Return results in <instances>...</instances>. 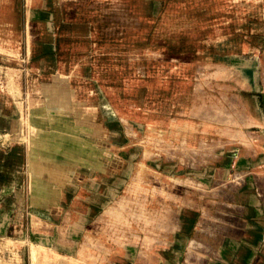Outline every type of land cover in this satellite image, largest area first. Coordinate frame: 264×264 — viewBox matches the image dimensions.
I'll return each instance as SVG.
<instances>
[{
  "label": "rangeland",
  "instance_id": "obj_1",
  "mask_svg": "<svg viewBox=\"0 0 264 264\" xmlns=\"http://www.w3.org/2000/svg\"><path fill=\"white\" fill-rule=\"evenodd\" d=\"M240 58L249 60L256 71L255 89L241 92L246 97L240 98L246 105L244 116L251 113L264 122V0H0V128H6L0 130V158L16 163L21 178L18 200L10 206L0 204V264H31L33 204L44 209L42 222L52 225L45 234L51 238L52 250L73 256L77 245L82 250L105 251L99 264H134L148 241L145 233L154 231L155 212L163 205L178 207L183 211L180 222L172 225L173 234L161 240V246L158 242L150 247H156L159 264H183V249L197 225L199 210L212 213L223 202L206 194H193L187 201L179 189H185L186 180L172 181L164 194L154 187L137 192L129 207L137 209L135 202L142 207L132 216H116L99 228L90 223L110 194L122 191L144 150L146 138L127 131L124 118L132 114L176 117L191 111L196 93L200 100L221 91L239 93L228 74L198 77L195 68L210 60L231 63ZM229 118L242 120L236 114ZM64 120L85 124L95 134L84 150L66 158L51 142L39 144L33 137L36 131L52 134V123ZM134 122L139 128L145 126L137 119ZM223 130L212 127L206 140L190 150L177 140H170V146L160 152L150 148L148 162L166 173L183 165V174L203 177L206 190L212 180L209 167L224 165L233 170V164L250 170L264 162V146L228 139L220 134ZM32 147L39 148L43 157L37 165L42 180L56 171L53 164L55 169L69 170L53 191L46 186L44 195L36 193L33 204L28 166ZM93 152L94 160L89 157ZM12 184L5 179L2 193L9 194ZM245 189L253 204L246 215L255 223H249L240 237L232 230L223 235L210 264L231 263L235 248L245 240L257 252L261 247L264 207L250 178ZM243 200V196L231 200V207L223 202L224 209L230 208L236 218L244 217ZM78 213L80 219L74 218ZM58 225L64 227L61 235ZM15 227L18 230L13 232ZM125 234L136 244L131 249L128 245V254L122 255L116 240ZM257 259L254 264H264ZM252 263L248 257L247 262L236 264Z\"/></svg>",
  "mask_w": 264,
  "mask_h": 264
},
{
  "label": "bare ground",
  "instance_id": "obj_2",
  "mask_svg": "<svg viewBox=\"0 0 264 264\" xmlns=\"http://www.w3.org/2000/svg\"><path fill=\"white\" fill-rule=\"evenodd\" d=\"M195 74L198 77H219L222 74H228L233 78L235 83L238 84L240 88L239 93L230 94L226 93V91H221L220 95H213L202 100H200V96L196 93L192 99L191 111L188 113L181 112L180 115L176 117L158 115H144L141 117L139 115L133 116L132 114L129 119L124 118L127 131H131L134 135H141L146 138L143 146L144 150L141 154H137L138 157L134 162L132 173H130L122 191L115 196L111 195L112 198H114H110L111 201L107 206L93 221H91L90 224L93 225V228H99L106 220L115 219L116 216L127 218L128 216H132V212L136 214L139 212L137 209L142 207V204H140V202H135V205L139 203L140 206H137V209L130 208L129 206L132 197L135 196L137 192L141 193L154 187V190H158L160 194H164L174 185V182H172L174 180H186L185 189L181 190L184 188L183 186H180L179 189L181 192L183 191L182 195L187 198V201L192 198L193 194L199 197H204L206 194V196L210 197H212V195L219 196L220 201L229 202L228 206L231 207L232 202L230 203V201L240 198L243 194L249 175L255 182L259 195H264V162L255 164L250 170L237 169L233 164H231L234 168L233 170L224 165L209 167L212 180L207 190L205 189L206 183L201 175H187L181 172L184 168L183 165H179L173 173H166L165 171L163 172L157 169L155 164L148 162L150 159H148L147 156V152H149L148 149L154 148L160 152L170 146V140H177L179 143H182L179 146L190 150L196 142L201 144L206 140L208 131L211 130L212 127L224 128L220 134L228 139L239 140L243 143H247V145L264 146V122L261 121L260 116L251 113H247L245 114L246 116H244L246 105L243 100H240V98H246L241 92H251L255 89L256 71L252 63L242 58L231 63L210 60L198 64L195 68ZM236 105H238V107H236ZM231 114H236V116L242 120L231 121L229 118ZM135 119L145 123V126L139 128L134 122ZM225 120L228 122H224ZM52 126V134L36 131L33 135L36 139L35 142L39 144L48 141L51 142L53 144V149L58 153L61 152L62 156L65 158L67 156L70 157L69 154L77 149L84 150V146L89 143L90 138L95 136V134L90 131L91 127L78 122L72 123L71 121L64 120L63 123L58 125L52 123ZM104 132L105 130H101L99 133ZM103 148L105 149V147ZM40 155L39 148H30L28 166L31 170L30 190L32 204L35 200L34 196H37L36 193L40 194L42 192L44 195V192H46L45 190L50 189L53 191L55 187L61 184V181L69 175V170L66 167L61 166L55 169L56 164H53V170L56 171L51 173L49 179L42 180L37 170L38 162L43 158ZM89 157L93 160L96 159L94 152L91 153ZM46 186L48 189H45ZM49 186L51 187L49 188ZM223 202L219 204L218 208L212 213L203 209L199 210L200 216L197 225L183 249V264H210L212 260L211 256L214 254L218 245L222 243L223 235L231 230L234 233L243 231L245 220L242 217L236 218V216H234L235 213L229 211L230 208L225 210ZM32 207L35 209L30 216V237L37 241H33L30 246L31 264H99L98 262H101L100 258H103L105 251H88L86 247L82 250L79 247L80 245H77L74 249L76 254L74 253L75 255L73 256L70 254H61L54 249L52 250L49 246L51 238L49 237L47 239L45 235L48 233L49 229L52 228V225L42 222L44 213L41 208H36L34 204ZM234 207L236 206L234 205ZM182 211L183 210L178 207L163 205L155 212L156 224L155 227H153L154 231L152 235L145 233V240L148 241L142 246L144 250L142 249L140 253L138 252V256H135L134 264H151L152 262H157L159 264L160 258L155 255L156 247L154 246L155 249L151 248L150 244L158 242L160 244L161 240L163 241L166 237L173 234H171L170 230L173 228L172 225L180 222ZM80 214L81 213H78L74 218L80 219ZM61 226L63 225L57 226L60 235L64 233V227ZM17 230L18 227H15L13 232ZM7 240L10 242L12 241V239ZM116 241L119 248L118 252L122 255L128 254L126 251L128 245L131 249L136 244V242L130 240L126 234L119 236ZM75 242L77 243V241H74V243ZM159 246H161V244ZM159 246L157 247L159 248ZM228 247L230 248L231 246ZM160 249H164V247ZM261 249L264 252V243ZM247 254L248 250L246 247L240 248L237 251L233 264L242 260ZM19 260L21 259L19 258Z\"/></svg>",
  "mask_w": 264,
  "mask_h": 264
},
{
  "label": "crops",
  "instance_id": "obj_3",
  "mask_svg": "<svg viewBox=\"0 0 264 264\" xmlns=\"http://www.w3.org/2000/svg\"><path fill=\"white\" fill-rule=\"evenodd\" d=\"M0 117H1V115H0ZM2 129H6V128H0V130H2ZM16 168H17L16 163H14V164L11 165V163L9 164V162H7L6 157L2 156L0 158V204L1 205H5V206L8 205V206H10L16 200H18V198L21 196L20 195V192H19V189H18V186H19L18 185V181H19V179H21L20 176H19V172L20 171L18 170V168L17 169ZM249 178H250V180H252L251 176L249 175V177L247 178V184H248V179ZM5 179L6 180H9V181H11V180L13 181V184L11 186V189H10V193L9 194H3L2 193V187H3V183H4ZM92 179H93L92 177L88 178L89 181H91ZM252 182L254 183V185L256 187V195L260 198V200H262V205L264 207V195L263 196H260L259 195L258 189H257V186H256L255 182L253 180H252ZM86 190L90 191V189H87V188H86ZM89 193H91V191ZM110 195H112V194H110ZM113 196H115V195H113ZM241 196H243L244 199H245V200H243V203L242 204L240 203V206H241V208L244 211L243 213H245L244 217L242 216V218L245 220V224H244V228H243V231L242 232H235L234 233V236H236V237H240L241 234L245 233L246 230L249 229V223H255L254 221H252V220L249 219V217H250L249 215H246L247 212L250 213V211L252 210V207L251 206L253 204H252L251 194H249V192L245 189L243 191V194ZM110 198L113 199L114 197L112 198V196H110ZM111 199L107 202V204L111 201ZM107 204H105V206H103V209L107 206ZM1 205H0V214H3L2 213ZM43 212H45L44 209H43ZM46 223H48V222H46ZM9 227H10V225H9ZM29 228H30V224H29ZM8 230H11V227ZM29 238L32 239L31 237H29ZM263 240H264V237H262V239H261V241L264 243ZM32 241H35V240L32 239ZM245 241H247V243H243V245L241 247L235 248L236 249V252L235 253L237 254V251L240 248L246 247V249L248 250V254L245 255V257L242 259L243 261L246 260L245 262H247V260H248L247 257H252V260H253V263L252 264H254L258 260L257 257L261 258L262 259L261 261H264V252L263 251L262 252L260 251V254H259V250L263 247V243L261 244V247H259V250L257 249L258 250V252H257V251H255L256 249L254 247H253V249L249 247L251 245L249 243L250 240H245ZM260 256H262V257H260ZM235 257H236V255H235ZM235 257L232 259L231 263H229V264H233L234 263L233 261H234Z\"/></svg>",
  "mask_w": 264,
  "mask_h": 264
}]
</instances>
